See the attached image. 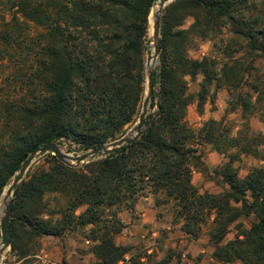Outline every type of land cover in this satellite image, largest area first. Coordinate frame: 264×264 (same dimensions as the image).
<instances>
[{
    "label": "trees",
    "instance_id": "trees-1",
    "mask_svg": "<svg viewBox=\"0 0 264 264\" xmlns=\"http://www.w3.org/2000/svg\"><path fill=\"white\" fill-rule=\"evenodd\" d=\"M159 1L0 0L11 14L10 21L0 18V52L25 50L35 57L33 65L0 84V199L36 149L66 140L83 151L95 150L121 139L136 123L146 91L149 17ZM189 18L194 24L181 29ZM28 24L39 30L33 37ZM161 24V65L154 74L159 92L154 89L151 98L152 108L159 109L148 117L141 137L80 168L51 153L48 167L31 168L14 192L12 251L26 256L28 242L92 226L91 240L100 243L98 257L104 264H118L125 252L114 242L122 232L114 208L135 205L149 187L174 199L187 235L198 238L215 217L214 264H264V169L242 179L231 157L215 171L229 190L198 192L191 170L202 161L197 145L204 140L226 156L240 139L229 138L217 121L199 132L189 126L188 108L195 97L186 80L204 77L200 111L212 82L218 89H238L248 71L241 60L218 69L216 60H191L189 52L198 41L209 40L220 44L227 57L243 44L249 57L264 61V0H177L163 11ZM258 83L264 86V78ZM251 90L260 93L257 84ZM237 101L246 113L254 105L252 97L237 95ZM242 153L256 151L246 144ZM48 195L61 197L64 205L53 210ZM81 207L86 211L78 217ZM56 215L61 218L55 220ZM251 215L257 222L245 230L238 220ZM234 224L238 238L223 245Z\"/></svg>",
    "mask_w": 264,
    "mask_h": 264
},
{
    "label": "rangeland",
    "instance_id": "rangeland-1",
    "mask_svg": "<svg viewBox=\"0 0 264 264\" xmlns=\"http://www.w3.org/2000/svg\"><path fill=\"white\" fill-rule=\"evenodd\" d=\"M156 6L157 4L154 8ZM154 8L149 17L150 39L148 51H150L151 45L155 49V45L152 42L153 23H151ZM1 17H5L7 21L11 20V14L3 6H0ZM193 24L194 20L189 18L181 29L189 30ZM28 25L31 27V36L33 37L39 30L32 24ZM216 43L209 40L198 41L195 48L189 52V58L195 61H202L205 58L216 60L220 65L218 69L225 63L241 60L248 71L244 82L238 86L235 92L230 91L225 86L218 89L216 81L208 85L210 96L202 111L198 107V95L201 92L204 77L199 75L195 79L190 77L186 79L189 93L195 97L194 103L188 108L187 121L189 126L199 132L210 121H217L222 124L223 133L228 135L229 138L240 139V146L230 148L226 156L216 152L213 145L204 140L197 145L202 161L191 167L192 184L201 195H220L229 190V186L215 175V171L226 165L231 157L236 158L234 168L237 169L239 177L242 179L246 178L255 169H264V86L258 83L260 78H264V61L249 57L248 51L243 44L231 50L226 57L220 51L221 45L215 46ZM147 58L148 52L146 62ZM34 60V53L25 50L10 54L1 51L0 84L1 81L10 80L11 77H14L16 70L26 69L28 66L33 65L35 63ZM160 65L159 55L153 69L155 73H158ZM145 75L146 91L139 117L142 114L147 94V71H145ZM256 84L259 86V95H254L251 90V86ZM155 91L158 94L159 86L155 88ZM6 93H8L7 90L3 92V94ZM237 95H242L245 100L253 98L254 105H252L250 112H244L243 108L238 105ZM259 96H261V101L258 102L257 98ZM156 102L158 103V99ZM156 111L157 108H152L150 99L148 117L154 115ZM139 117L136 123L127 128L123 137L131 132ZM246 144L252 146L256 153L253 155L243 154L242 147L246 146ZM58 146L62 152L74 157L82 156L89 152L83 151L80 146L66 140L60 142ZM47 155L38 158L32 164V171L49 166L50 159ZM100 159L103 158H96L88 163H71L69 165L80 168ZM8 190L9 187L0 199V223L5 207L4 197ZM46 200L53 210L57 209L58 206L64 205V200L57 195H48ZM85 211L86 207H81L76 211V216L80 217ZM114 212L122 224V232L115 236L114 242L117 247H120L125 252L118 264L215 263L214 253L217 247L211 240V234L215 229V217H210L203 225L198 238L187 235L183 230L184 221L179 216V209L174 199H170L163 192L154 193L149 187L139 193L135 205H122L114 208ZM112 215L110 214V216ZM59 218H61V215L54 217L55 220ZM256 222L257 218L254 215L250 217L244 216L238 220V224L243 225L245 230H249ZM236 225L234 224L230 227L226 239L222 243L223 245L238 238L239 233ZM92 229V226H88L79 228L77 231H68L60 238L44 236L33 243L28 242L26 243V256H21L19 252L12 251L10 246L4 253L0 264H104L96 251L100 243L91 240L90 232ZM1 241L2 237L0 238V243Z\"/></svg>",
    "mask_w": 264,
    "mask_h": 264
},
{
    "label": "water",
    "instance_id": "water-1",
    "mask_svg": "<svg viewBox=\"0 0 264 264\" xmlns=\"http://www.w3.org/2000/svg\"><path fill=\"white\" fill-rule=\"evenodd\" d=\"M177 0H161L157 3L158 7V13L155 15V18L153 20V39L152 42L155 45L154 54L152 55L150 51H148V58L146 62V71H147V94L145 98V102L143 105L142 114L139 117V120L137 124L134 126V128L131 130V132L123 137L120 140H117L115 142L100 146L99 148L95 150H90L86 154L82 156H70L65 154L61 151L58 144L52 143L48 144L46 146H43L41 148L36 149L27 159L24 166L12 182V184L9 186V190L6 193V196L4 197L5 201V207L2 212L1 216V223H0V231H1V247H0V261L4 255V253L10 248L11 246V234H10V222L13 218V205H14V192L18 185L22 182L26 174L28 173L29 169L31 168L32 164L40 157L52 154L55 156L58 160L61 162L69 165L71 163H88L91 160H94L96 158H104L109 153H111L114 150L120 149L122 147L131 145L136 140H138L143 132V126L145 122L148 119V109H149V102L154 92V86H155V72L154 70L149 71V64L151 61L156 62L160 52H161V16L163 11L172 3L176 2ZM159 109V107L157 108Z\"/></svg>",
    "mask_w": 264,
    "mask_h": 264
},
{
    "label": "bare ground",
    "instance_id": "bare-ground-1",
    "mask_svg": "<svg viewBox=\"0 0 264 264\" xmlns=\"http://www.w3.org/2000/svg\"><path fill=\"white\" fill-rule=\"evenodd\" d=\"M154 12H153V18H152V20H151V23H153V20H154V18H155V15L158 13V7L156 6L155 8H154V10H153ZM150 53L151 54H153L154 53V49H153V46L151 45V47H150ZM155 65H156V62H154V61H151L150 62V64H149V71H151V70H153L154 69V67H155ZM1 247V246H0Z\"/></svg>",
    "mask_w": 264,
    "mask_h": 264
}]
</instances>
